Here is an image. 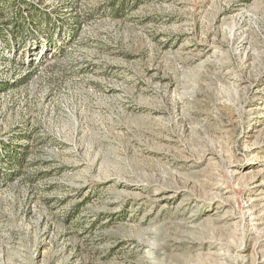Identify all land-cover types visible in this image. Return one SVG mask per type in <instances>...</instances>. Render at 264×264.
Here are the masks:
<instances>
[{"label": "rangeland", "instance_id": "374dc122", "mask_svg": "<svg viewBox=\"0 0 264 264\" xmlns=\"http://www.w3.org/2000/svg\"><path fill=\"white\" fill-rule=\"evenodd\" d=\"M23 1L0 264H264V0Z\"/></svg>", "mask_w": 264, "mask_h": 264}, {"label": "trees", "instance_id": "16d2710c", "mask_svg": "<svg viewBox=\"0 0 264 264\" xmlns=\"http://www.w3.org/2000/svg\"><path fill=\"white\" fill-rule=\"evenodd\" d=\"M49 14V11H39L23 0H0V37L10 42L21 39L28 43L29 38L26 35L35 36L51 25L53 18ZM59 31L60 27H57L56 35ZM43 44L49 47L50 38H46ZM35 46L38 47L37 41H35ZM23 155L24 152L19 151L16 146L7 142L0 143V180L8 176L5 167L20 166Z\"/></svg>", "mask_w": 264, "mask_h": 264}]
</instances>
